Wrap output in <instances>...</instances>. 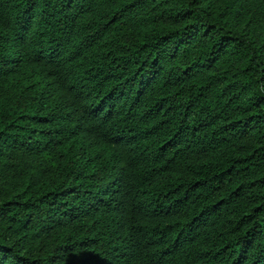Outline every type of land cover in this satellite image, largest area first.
I'll return each mask as SVG.
<instances>
[{"label": "trees", "instance_id": "obj_1", "mask_svg": "<svg viewBox=\"0 0 264 264\" xmlns=\"http://www.w3.org/2000/svg\"><path fill=\"white\" fill-rule=\"evenodd\" d=\"M0 264H264V0H0Z\"/></svg>", "mask_w": 264, "mask_h": 264}]
</instances>
